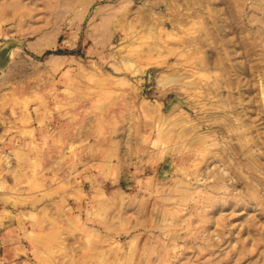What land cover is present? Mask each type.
Listing matches in <instances>:
<instances>
[{"label": "rangeland", "instance_id": "obj_1", "mask_svg": "<svg viewBox=\"0 0 264 264\" xmlns=\"http://www.w3.org/2000/svg\"><path fill=\"white\" fill-rule=\"evenodd\" d=\"M264 0H0V264H264Z\"/></svg>", "mask_w": 264, "mask_h": 264}, {"label": "bare ground", "instance_id": "obj_2", "mask_svg": "<svg viewBox=\"0 0 264 264\" xmlns=\"http://www.w3.org/2000/svg\"><path fill=\"white\" fill-rule=\"evenodd\" d=\"M262 92H263V93H262V95L264 96V87H263V90H262Z\"/></svg>", "mask_w": 264, "mask_h": 264}]
</instances>
